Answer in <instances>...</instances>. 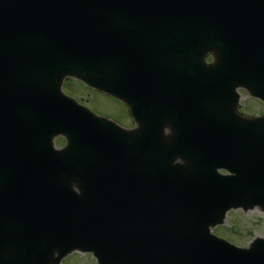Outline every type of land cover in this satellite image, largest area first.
Wrapping results in <instances>:
<instances>
[{
  "label": "water",
  "instance_id": "95a60500",
  "mask_svg": "<svg viewBox=\"0 0 264 264\" xmlns=\"http://www.w3.org/2000/svg\"><path fill=\"white\" fill-rule=\"evenodd\" d=\"M223 1L241 0H0V87L17 76L58 86L66 74L85 78L91 64L114 72L119 52L142 56L126 46L136 49L148 34V54L161 65L154 67L165 79L183 80L184 111L192 116L147 118L154 142L140 135L135 163L85 169V162L67 161L66 148L57 162L31 164L0 148V264H58L73 249L92 251L100 264H264V239L240 249L209 232L231 207L264 210V120L236 117L235 96L228 110L211 96L200 107L194 92L201 85L211 94L215 66L203 58L220 40L243 55L235 62L250 65L248 87L263 96L264 77L251 71L264 73V31L255 41L219 19ZM97 84L116 94L113 80ZM214 107L219 118L228 114L218 149L211 146ZM231 147L249 154L248 177L261 186L236 187L247 181L242 172L218 178L216 167L237 166ZM177 157L185 163L174 164Z\"/></svg>",
  "mask_w": 264,
  "mask_h": 264
},
{
  "label": "rangeland",
  "instance_id": "374dc122",
  "mask_svg": "<svg viewBox=\"0 0 264 264\" xmlns=\"http://www.w3.org/2000/svg\"><path fill=\"white\" fill-rule=\"evenodd\" d=\"M68 85L75 91L83 90L82 84L77 80H69ZM96 94L97 100L94 98L89 99L95 104V110L111 113L121 109V105L117 101L104 94ZM243 95L240 97V107L245 105V108L249 111L263 112L260 108L263 105L260 102L253 99L245 100ZM212 232L236 246L247 247L254 238H264V212L258 208L247 211L241 209L231 210L227 212L224 223L212 228ZM60 264H96V262L87 253L73 252L65 257Z\"/></svg>",
  "mask_w": 264,
  "mask_h": 264
}]
</instances>
